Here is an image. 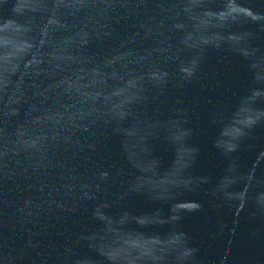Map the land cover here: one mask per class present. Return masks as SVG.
<instances>
[{
  "label": "water",
  "instance_id": "water-1",
  "mask_svg": "<svg viewBox=\"0 0 264 264\" xmlns=\"http://www.w3.org/2000/svg\"><path fill=\"white\" fill-rule=\"evenodd\" d=\"M0 264H264V0H0Z\"/></svg>",
  "mask_w": 264,
  "mask_h": 264
}]
</instances>
